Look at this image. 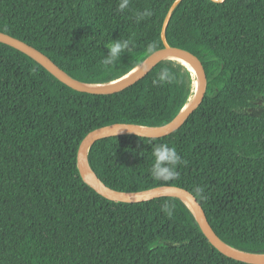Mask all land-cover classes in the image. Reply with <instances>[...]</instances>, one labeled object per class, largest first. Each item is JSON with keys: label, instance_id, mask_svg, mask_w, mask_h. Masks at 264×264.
Returning a JSON list of instances; mask_svg holds the SVG:
<instances>
[{"label": "trees", "instance_id": "obj_1", "mask_svg": "<svg viewBox=\"0 0 264 264\" xmlns=\"http://www.w3.org/2000/svg\"><path fill=\"white\" fill-rule=\"evenodd\" d=\"M0 0V31L41 50L81 83L104 85L163 47L175 0ZM151 16L136 23L135 13ZM165 35L194 50L211 84L202 108L155 139L111 135L89 148L90 168L110 189H204L219 239L264 255V0H181ZM133 45L112 66L104 46ZM154 45L151 51L149 46ZM167 68L171 83L152 81ZM195 76L182 62H160L131 92L106 102L84 97L43 65L0 42V264H238L219 254L182 200L115 202L81 178L77 151L92 129L111 123L158 127L190 102ZM167 143L183 161L178 177L150 174L151 146ZM173 208L169 215L163 209Z\"/></svg>", "mask_w": 264, "mask_h": 264}, {"label": "water", "instance_id": "obj_2", "mask_svg": "<svg viewBox=\"0 0 264 264\" xmlns=\"http://www.w3.org/2000/svg\"><path fill=\"white\" fill-rule=\"evenodd\" d=\"M213 1V0H206ZM181 2V0H175V2L170 7L167 12L161 31V39L163 43V47L149 56L142 64L137 67L139 71L134 74L131 79H129L126 84L115 92L106 94L100 92H94L85 89L82 87L81 83L74 79L71 75H69L59 64H57L52 58L43 53L41 50L35 48L34 46L20 40L16 37H13L7 33L0 31V42L8 44L24 54L28 55L41 65H43L47 70H49L59 81L68 86L70 89L75 91L76 93L96 99L102 100L106 102L115 101L127 95L131 92L138 84L142 83L144 79L150 74V72L162 61L166 59H175L182 62L186 67H188L181 59H187L191 62L197 64L200 69V72L203 77L202 87L200 91V95L194 104V106L188 110H182L177 116L172 118L165 124H162L158 127H141L148 128V130H140L136 127L129 124L123 123H111L103 126H99L90 130L81 140L78 151H77V167L79 174L82 180L93 190H95L98 194L104 196L105 198L115 201V202H141V201H149L161 196H170L175 197L182 200L185 204L189 206V208L194 212L196 217L198 218L203 231L212 244L214 249L221 254L223 257L236 262L238 264H264V260H251L245 257H242L236 254V249L231 248L230 246L223 243L216 231L213 228L212 222L204 208L201 204L200 200L190 191L185 188L175 187V186H161L145 191L140 192H118L108 188L94 173V171L90 168L88 164L87 154L90 146L98 139L111 136V135H130L138 138L144 139H155L165 137L172 132H174L181 124L188 121L192 118L204 105L210 84H211V74L209 68L204 61V59L194 50L181 47V46H171L167 42V38L165 35V30L171 13L176 8V6ZM189 68V67H188ZM190 69V68H189ZM135 70V69H134ZM191 70V69H190ZM192 71V70H191ZM196 83V80H195ZM93 85V84H89ZM194 94V93H193ZM235 250V251H234ZM240 252V251H239ZM249 254V253H248Z\"/></svg>", "mask_w": 264, "mask_h": 264}, {"label": "clouds", "instance_id": "obj_3", "mask_svg": "<svg viewBox=\"0 0 264 264\" xmlns=\"http://www.w3.org/2000/svg\"><path fill=\"white\" fill-rule=\"evenodd\" d=\"M130 5V0H120L118 9L123 12L128 9ZM151 16V11L148 8H145L143 11H138L135 13V21L136 23H140L143 20H146ZM133 45V41L130 38L126 39H111L110 41L105 43V47L107 48V54L100 61L103 66H112L118 61L121 56L127 51L131 50ZM154 45L149 46V51H151ZM172 76L167 68L161 69L159 73H157V77L153 79V85L159 86L165 83H171ZM152 148V157L153 163L150 168L151 176L163 182H168L174 180L178 177L177 168L180 164L183 163L181 156L178 154L177 150L174 147L169 146V144L161 142L156 143L151 146ZM193 192L197 196H201L203 198L204 189L200 186H196L193 189ZM165 211L168 212L169 215L172 214L173 208L165 204L162 206Z\"/></svg>", "mask_w": 264, "mask_h": 264}, {"label": "bare ground", "instance_id": "obj_4", "mask_svg": "<svg viewBox=\"0 0 264 264\" xmlns=\"http://www.w3.org/2000/svg\"><path fill=\"white\" fill-rule=\"evenodd\" d=\"M181 59L193 72L195 78H196V83H195V90H194V94L192 96V99L190 100V102L186 105V107L184 108V110H188L190 108H192L194 106V104L196 103L199 95H200V91H201V87H202V82H203V77L202 74L200 72L199 67L197 66V64H195L194 62H191L187 59ZM139 71V68H136L135 70H133L131 73H129L128 75L114 81L108 84H104V85H89V84H81L82 87H84L87 90L90 91H94V92H100V93H112L115 92L117 90H120L125 84L126 82L131 79V77L136 74ZM137 129L140 130H148V128H141V127H136ZM235 251V250H234ZM236 254L251 259V260H264V255H258V254H248L242 251H235Z\"/></svg>", "mask_w": 264, "mask_h": 264}]
</instances>
